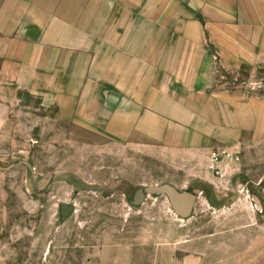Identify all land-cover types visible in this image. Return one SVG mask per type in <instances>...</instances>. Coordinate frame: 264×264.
<instances>
[{"label":"rangeland","instance_id":"374dc122","mask_svg":"<svg viewBox=\"0 0 264 264\" xmlns=\"http://www.w3.org/2000/svg\"><path fill=\"white\" fill-rule=\"evenodd\" d=\"M84 4L86 18L66 20H84L89 32L53 35L72 41L73 54L86 40L89 56L99 51L109 53L105 61L114 54L127 62L129 44L146 37L167 42L170 60L176 52L170 48L190 36L178 33L190 32V13L177 12L190 2ZM95 61L80 93H111L110 82L91 78ZM57 84L50 93L63 92V80ZM21 98L0 135V264H264V149L247 155L234 149L240 159L225 178L207 162L203 178L195 179L150 148L95 130L96 118L106 124L111 117L96 116L93 101L64 115L40 94ZM164 184L197 196L190 217L180 218L159 192L135 202L140 189ZM65 207L73 211L65 215Z\"/></svg>","mask_w":264,"mask_h":264},{"label":"crops","instance_id":"0c3cea01","mask_svg":"<svg viewBox=\"0 0 264 264\" xmlns=\"http://www.w3.org/2000/svg\"><path fill=\"white\" fill-rule=\"evenodd\" d=\"M88 1L109 0H0V135L22 95L40 94L64 115L93 101L96 116L111 117L106 124L96 118L95 130L150 148L195 179L203 178L213 149L263 153L264 0H156L190 2L186 9L177 5V12L191 17L190 32L178 33L190 36L175 42L170 60L167 42L144 37L129 44L127 62L115 61L114 54L105 61L109 53L100 57L99 51L89 56L86 40L73 54L72 41L53 39L89 32L84 20H66L86 18ZM94 60L91 78L99 85L110 82L111 93H80ZM62 80L63 92L50 93Z\"/></svg>","mask_w":264,"mask_h":264},{"label":"water","instance_id":"95a60500","mask_svg":"<svg viewBox=\"0 0 264 264\" xmlns=\"http://www.w3.org/2000/svg\"><path fill=\"white\" fill-rule=\"evenodd\" d=\"M159 192L165 194L173 211L182 219L187 218L191 215L193 211L194 202L196 195L189 191L179 192L176 188L170 185L162 186H148L144 190L140 189L136 195V203H139L140 200L145 196V194H153ZM73 211L71 207L64 208V214L67 215Z\"/></svg>","mask_w":264,"mask_h":264},{"label":"built area","instance_id":"2783aa9c","mask_svg":"<svg viewBox=\"0 0 264 264\" xmlns=\"http://www.w3.org/2000/svg\"><path fill=\"white\" fill-rule=\"evenodd\" d=\"M239 159V153L231 148L213 149L209 155L208 168L217 178L223 179L227 175L230 163Z\"/></svg>","mask_w":264,"mask_h":264}]
</instances>
